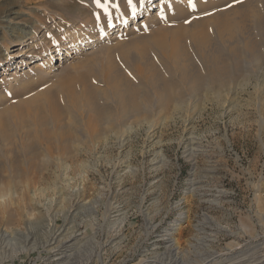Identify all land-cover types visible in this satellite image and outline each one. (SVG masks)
Wrapping results in <instances>:
<instances>
[{"label": "rangeland", "instance_id": "374dc122", "mask_svg": "<svg viewBox=\"0 0 264 264\" xmlns=\"http://www.w3.org/2000/svg\"><path fill=\"white\" fill-rule=\"evenodd\" d=\"M56 1L0 0V16L11 20L0 18V116L8 128L14 127L12 109L25 107L36 94L53 91L59 102H66V78L71 77V87L80 93L77 76H86L89 85L105 87L101 74L109 63L122 74H135L134 64L142 54L133 45L136 41L160 68L165 55L154 40L165 31L169 40L168 32L179 28L204 82L215 78L196 59L195 47L188 41L195 21L207 22L228 72L221 82L215 78L208 87L203 84L190 93L179 87L184 93L181 104L157 114L152 127L144 122L127 132L122 141L110 133L107 140L94 138L71 146L72 153L61 160L53 149L37 184L30 190L20 184L10 194L7 209L0 210V227H6L13 243L6 250L17 251L0 264L55 263L63 254L39 243L63 225L67 234H75L72 242L77 243L69 264H240L236 260L242 257L264 264L262 30L251 18L250 32L261 62L249 66L241 54L236 67L212 26L215 15L232 14L238 6L259 11L264 25V1L100 0L107 11L97 7L96 0ZM23 35L28 42L24 45L15 37ZM77 38L82 39L80 47L55 51L57 42L68 45ZM138 77V85L143 84ZM174 86L173 91L178 89ZM163 114L167 119L160 122ZM25 116L31 122V113ZM14 129L8 151L21 159L20 134ZM0 143L1 163L6 146ZM40 154L42 162L47 154ZM2 181H8L5 172L0 173ZM25 236L35 241V247L19 251Z\"/></svg>", "mask_w": 264, "mask_h": 264}, {"label": "bare ground", "instance_id": "6f19581e", "mask_svg": "<svg viewBox=\"0 0 264 264\" xmlns=\"http://www.w3.org/2000/svg\"><path fill=\"white\" fill-rule=\"evenodd\" d=\"M57 1L60 2V0ZM72 4L74 5L75 3ZM73 5L67 4L69 7ZM233 11L232 14L215 15L212 22L214 35L222 43L221 46L224 47L234 66H240L239 58L241 54H244L245 59H248L247 65L252 66L261 62L263 57L260 54L261 52H259L257 41L250 32L249 21L255 17L257 24H259L258 26L262 30L261 35L264 42V25L261 14L249 6H238ZM10 13L15 14V12ZM0 18L7 23L11 22L4 15L0 16ZM126 19V17L122 18L121 23L123 25L127 21ZM13 28L16 29L15 27ZM19 31L21 33L24 32L23 30ZM79 33L82 38L86 32ZM164 33H160L161 36L154 40L161 47L162 55H165L164 64H160L161 69L157 67V64L150 61L146 51L143 50L142 43L136 41L133 45L138 46V50L139 52L142 51V54L140 53L141 59L139 58L140 60L138 59V62L134 64L135 74H129V76L122 74L114 68L113 64L109 63L102 74L100 73L103 78L102 81L106 84H104L105 87L99 88L98 86L89 85L87 77L79 75L77 78L81 80L82 84L80 93H77L71 87L72 80L69 81V78H71L69 77L64 79L66 81L64 84L66 102L65 100L59 102L60 100L53 91H47L36 94L26 102V106L23 108H11V123L14 126L13 128H15L14 130H17L20 134L18 146L20 147L21 159H18L19 157L17 158L11 149L8 151V148L13 144L11 142L14 135L11 131L13 128H8L0 116V142L3 141L4 146H6L4 148L6 149L4 157L0 163V173L5 172L8 177L7 184L4 183L5 180L0 182V210L8 206L10 194L18 189L20 184H23L25 189H29L28 187L36 183L37 177L48 168L50 158L53 156V149L60 152L57 158L61 160L63 155L68 156L72 153L71 146L77 148L79 145L81 146V144L94 138L107 140L110 133H113L117 140L122 141L127 136V132L141 126L144 122H148L150 124L149 127H152L157 114L166 111L171 105L177 106L181 104L180 100L184 93L179 92V87H183V92L190 93L199 89L203 84H208V87L215 78L220 80V82L222 81L228 72L226 71L227 65L224 62L225 57L222 55L223 51L220 53L221 51L214 46L215 43H212L210 38L212 36H209L207 32V22L203 20L195 21L187 34L188 41L195 47L196 59H199L202 65L204 64L206 69L209 70L210 76L213 75L215 77H210L207 82H204L201 71L195 66L191 54L185 46L184 38L186 37H182L180 29L168 32L169 40L165 39ZM15 37L18 39V43L23 45L28 43L24 35ZM255 37L257 38V36ZM257 40L259 39L257 38ZM81 42L82 39L80 38L70 39L67 43L68 45L63 44V42H57L55 51L59 52L63 47H80ZM240 43H243L241 48L239 46ZM137 77L143 81V84L138 85ZM136 81L137 84L135 83ZM173 84L178 88L175 91L172 90ZM137 87H140V89ZM42 96L43 100H41ZM100 100L106 102L107 105L100 106ZM47 109L48 113H44ZM66 111L69 112V116L71 113V119L67 116ZM27 112L31 113L32 119L30 118V120L33 126L27 119L30 114L25 116ZM64 112H66L67 117H65ZM133 117H137V120L128 122ZM159 119L161 120L160 122H165L167 116L163 114ZM50 121H52V125L49 124ZM69 121H71L72 129L68 126ZM36 144L41 145L43 150L39 151ZM44 152L47 156L40 162V153L43 155ZM8 216L12 217L9 214ZM29 223V220H25V224L28 225ZM63 226L61 229L50 233L47 240L43 241V243H39L40 247H46L50 251H60L63 254L59 258L56 256L57 260L53 264H69L73 249L76 248L77 243L72 242L76 238L75 234L73 232L67 234L68 232ZM15 232H18V230H15ZM7 236L6 227H0V263L6 259H11L12 255L17 253L16 250H6L5 246L13 244L11 242L12 237L7 238ZM30 238L29 236L24 237V243L21 244L19 251L26 252L34 249L35 241L33 239L30 240ZM242 259L244 258L242 257ZM242 259L239 261L237 259L236 262H240V264H255L248 263Z\"/></svg>", "mask_w": 264, "mask_h": 264}, {"label": "snow or ice", "instance_id": "6c2138e0", "mask_svg": "<svg viewBox=\"0 0 264 264\" xmlns=\"http://www.w3.org/2000/svg\"><path fill=\"white\" fill-rule=\"evenodd\" d=\"M132 0H128V3L131 4ZM97 3V7L103 8L105 11H107V5L106 4H102L100 2V0H96Z\"/></svg>", "mask_w": 264, "mask_h": 264}]
</instances>
